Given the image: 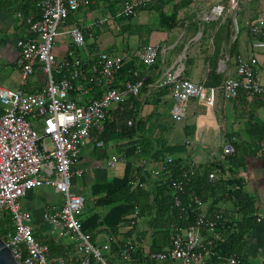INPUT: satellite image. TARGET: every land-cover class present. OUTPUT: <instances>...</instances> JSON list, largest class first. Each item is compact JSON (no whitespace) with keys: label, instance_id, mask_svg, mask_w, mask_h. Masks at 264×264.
Returning <instances> with one entry per match:
<instances>
[{"label":"crops","instance_id":"1","mask_svg":"<svg viewBox=\"0 0 264 264\" xmlns=\"http://www.w3.org/2000/svg\"><path fill=\"white\" fill-rule=\"evenodd\" d=\"M40 1L0 0V88L32 94L46 85L47 76L40 66L28 79H24L17 46L19 40L30 37L18 13H22L27 5L37 10ZM126 1L88 0L72 15L70 24L85 26L96 19L117 14ZM233 3L237 4L236 10L232 9ZM263 5L264 0H151L149 6L135 17L119 19L115 28L105 25L96 29L93 39L87 37L85 46L79 51L86 63L83 77L75 87L79 103L91 102L105 92L102 84L93 82L92 74V65L102 52L124 57V69L143 76L147 81L139 97L129 98L121 106H126L129 116L135 118L133 125H139V133L133 139L111 141L100 147L96 130H93L90 139L82 146L80 159L73 168L74 172L82 171V175L74 173L73 190L85 196L84 207H88V215L99 212L104 216L108 213L110 207L95 205L94 187L123 178L128 167L133 174L134 185L139 184L154 192L158 183L168 179L166 167L173 161H179L184 166L194 164L200 167L221 162L222 148L229 142L264 149V100L244 94L239 98H228L221 90L223 80L238 78V55L258 58L257 77L264 84V50L254 47L261 34H253L251 28V24L257 23L264 29V15L258 13ZM218 6L225 9L221 17L215 13ZM165 16H174L175 21L164 20ZM70 39L66 35L56 39L53 54L57 61L65 58ZM148 45L160 48L159 58L152 67L146 66L137 57V52ZM186 57L187 64L184 63ZM179 68L183 77L207 88L204 96L188 102L187 114L181 121L174 116L176 101L170 89L154 86L167 73ZM125 81L124 77L116 83V87H121ZM2 109L0 102V115ZM123 118L119 106H114L106 120L123 124ZM168 149L174 150V153L167 152ZM113 156L125 158V161L110 166ZM235 172L243 179L245 191L256 199L258 206L259 221L249 235L247 264H264L262 153L246 157L243 167ZM211 202L204 204V211H210ZM64 204V196L46 186L28 191L21 199L22 208L32 214L37 238L41 242L53 239L61 243L68 251L67 264H79L82 254L75 244L69 238H56L45 218L46 214L60 212ZM215 208L223 210L234 220L240 218L230 201H221ZM138 225L139 231L133 235L134 239L147 229L144 219H139ZM129 229L123 227L121 230L127 232ZM112 236L106 231L98 235L93 243L109 262L131 264L111 251ZM149 243L150 234L144 235L141 244L148 247Z\"/></svg>","mask_w":264,"mask_h":264},{"label":"built area","instance_id":"2","mask_svg":"<svg viewBox=\"0 0 264 264\" xmlns=\"http://www.w3.org/2000/svg\"><path fill=\"white\" fill-rule=\"evenodd\" d=\"M88 0H41L40 17H26L18 13L30 34L27 39L18 41L20 51L19 66L24 79L33 74L40 66L47 76L46 85L36 93L22 90L0 88V102L3 112L0 115V219L4 213L11 215L14 230L7 233L5 242L11 248L18 264H67V259L50 260L49 246L41 243L34 235L32 214L22 208L21 199L30 190L50 187L65 198L61 211L46 214L52 232L58 239L69 238L82 254L79 264H111L98 249L92 235L83 230L77 212L86 204L85 196L74 192L73 178L82 175L74 172L79 161L82 146L91 137V132L99 134L105 130L107 115L112 107L120 106L129 98L139 97L146 86V79L126 80L116 87L117 75L125 65L124 57L109 52L100 53L92 65L95 83L105 87L104 94L91 102L81 104L71 98L75 83L81 81L85 60L79 51L85 46L86 39L95 37V31L103 26L115 28L117 20L133 18L140 10L147 8L151 0H127L115 15L104 16L85 26L71 25L70 15L76 13ZM237 4H232L236 9ZM224 7L215 8L217 17L224 14ZM253 34H261L254 47L264 50V29L257 23L251 24ZM69 36L71 43L63 61L56 60L53 54L56 39ZM160 48L148 45L137 52V57L146 66L156 64ZM238 78H227L221 84V90L228 98H238L242 93L264 100V84L257 77L259 60L256 56L236 58ZM59 78V79H58ZM157 89L169 88L176 103L174 116L181 121L187 114L188 102L205 95L207 88L182 75V70L169 72L155 85ZM131 124V122H129ZM98 146H104L100 141ZM236 152L233 142L222 148L221 162ZM125 161L113 156L110 166ZM197 166L189 165L183 173V180L176 185L177 193L182 194L186 181L197 175ZM211 179L216 174L210 175ZM134 184V183H133ZM202 209L204 203L196 199ZM175 204L184 212L181 198ZM136 210L134 217H138ZM223 218L222 212L214 219L207 218L203 212L193 225L171 238L169 248L151 253L146 251L145 260L139 264H207L210 252L204 246L202 229L206 228L218 237L216 227ZM134 225V222L132 223ZM134 240L121 250V258L131 261L133 254L140 248ZM143 246V245H142ZM233 257L224 264H239Z\"/></svg>","mask_w":264,"mask_h":264},{"label":"trees","instance_id":"3","mask_svg":"<svg viewBox=\"0 0 264 264\" xmlns=\"http://www.w3.org/2000/svg\"><path fill=\"white\" fill-rule=\"evenodd\" d=\"M33 1L37 3L39 0ZM21 11L26 17L33 14H36L38 18L40 17L39 8L34 10L27 5ZM72 15L73 13L70 15V22ZM174 18V16L171 18L165 16L163 19L174 22ZM229 21L232 22V20ZM171 27L168 26V28ZM84 69L85 66L83 73ZM124 77L126 80L144 78L141 75L129 73L123 67L117 75L116 83H119ZM93 82L95 83V80ZM77 85L78 83L74 84L75 87ZM242 94L246 95L245 93ZM70 95L73 100H76L75 90ZM255 98L261 100L257 96ZM123 104L119 106V110L124 114V123L119 124L117 121L106 120L104 132L99 134L95 129L99 141L108 143L116 140L133 139L139 133V125H133L135 118L129 116L126 106L121 107ZM129 122H132V125ZM262 127L264 132V125ZM233 144L236 152L229 156L226 161L204 167L197 166L196 177L186 181L182 194L177 193L176 185L183 180V173L188 166H184L179 161L167 164L166 171L169 172V177L167 180L158 183L154 192L139 184L134 185V177L129 167L123 178L96 185L93 192V196L96 197L95 205L97 207H110V210L104 216L99 212H94L80 218L83 230L92 235L93 241L98 235L106 231L112 233L111 251L120 259H122L121 250L127 247L130 242L137 241L141 246L133 254L130 263L139 264L145 260L146 251L154 253L169 248L172 236L196 225L201 213L204 212L207 218L214 219L218 213L222 212L223 218L218 221L216 227L218 237L213 236L208 229H202L204 246L210 252L207 264H224L233 257L237 258L239 264H247L249 235L259 221L258 206L256 199L245 191L244 181L235 171L243 167L246 157L254 156L257 152H261L264 159V149H252L249 145L238 142H233ZM173 151L167 150L172 154ZM211 174H216V178L211 179ZM178 196L181 198L183 206L186 207L184 212L175 204V199ZM196 199L201 200L204 204L212 201L210 211L206 212L203 208L199 209L195 203ZM221 201L232 202L240 218L234 220L227 216L223 210L215 208ZM136 210L139 211L138 217H134ZM139 219L145 220L147 229L141 231L134 239L133 235L139 231ZM133 222L134 225H132ZM123 227L130 229L123 232L121 230ZM13 230L14 222L11 215L4 213L0 219V236L5 240L7 233ZM148 234H150V243L148 247H143L141 244L142 237ZM35 237L37 238L36 235ZM41 243L49 246L50 260L67 259L68 251L64 246H61V243L53 239ZM110 263L112 262L110 261Z\"/></svg>","mask_w":264,"mask_h":264},{"label":"water","instance_id":"4","mask_svg":"<svg viewBox=\"0 0 264 264\" xmlns=\"http://www.w3.org/2000/svg\"><path fill=\"white\" fill-rule=\"evenodd\" d=\"M0 264H18L11 248L0 236Z\"/></svg>","mask_w":264,"mask_h":264},{"label":"rangeland","instance_id":"5","mask_svg":"<svg viewBox=\"0 0 264 264\" xmlns=\"http://www.w3.org/2000/svg\"><path fill=\"white\" fill-rule=\"evenodd\" d=\"M240 6V5H239ZM260 8H261V10H260V12H258V13H261L262 15H264V5L261 7L260 6ZM237 9V8H236ZM235 9V10H236ZM260 15V14H259ZM186 61H187V57H186V59H184V63H186ZM87 206V205H86ZM89 213H88V207H84V209H82V210H80L79 212H77V217L78 218H84V217H86L87 215H88Z\"/></svg>","mask_w":264,"mask_h":264}]
</instances>
